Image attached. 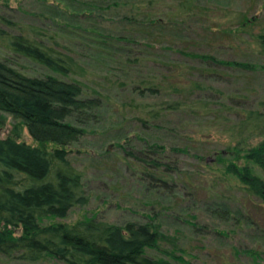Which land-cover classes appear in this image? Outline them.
<instances>
[{
    "label": "rangeland",
    "instance_id": "1",
    "mask_svg": "<svg viewBox=\"0 0 264 264\" xmlns=\"http://www.w3.org/2000/svg\"><path fill=\"white\" fill-rule=\"evenodd\" d=\"M88 1L8 0L6 5L7 1L0 0V15L23 29L31 25L44 28L48 36L69 47L87 67L83 80L89 91L97 89L106 97L97 118L89 122L86 133L70 146L68 154L70 164L82 175L88 202L58 220L71 224L94 215L123 224L143 222L146 215L157 213L162 229L179 238L188 254L185 258L192 263L264 264V205L238 188L235 178L225 176L216 159L217 151H225L236 140L229 131L242 109L264 112V71L189 56L196 53L218 61L264 64L256 39L264 33V0H130L131 15L163 21L148 29L150 40L140 38L144 43L127 46L129 56L140 58L135 64L118 56L114 40L108 39V46L100 45L95 42L97 36L85 30L110 37L132 34L137 40L143 35L137 24L121 22L129 7L121 5L106 12L95 9L96 20H84L81 9ZM51 6L63 7L68 13L76 11L73 13L79 19L63 18ZM246 17L249 22L242 24ZM54 21L65 24L58 26ZM0 27L8 30L5 23L0 22ZM9 31L17 32L14 28ZM0 58L27 75L48 73L1 44ZM174 71H180L183 78L171 77ZM185 78L200 85L191 96L185 85L180 93L168 86L173 81L185 83ZM148 82L161 84L163 89L158 95L139 96L134 87ZM180 100L182 106L177 110L163 108ZM150 111L159 114L151 117ZM13 124L8 117L0 137L7 136ZM19 131L21 140L34 144L25 127ZM151 143L164 146V150L157 148L154 156L147 150ZM174 147H185L187 152ZM138 151L169 165L168 170L164 167L157 172L162 180L151 181L142 175L144 166L128 154ZM0 264L52 263L0 255Z\"/></svg>",
    "mask_w": 264,
    "mask_h": 264
},
{
    "label": "trees",
    "instance_id": "2",
    "mask_svg": "<svg viewBox=\"0 0 264 264\" xmlns=\"http://www.w3.org/2000/svg\"><path fill=\"white\" fill-rule=\"evenodd\" d=\"M5 1L7 5L8 0ZM86 5L81 9L84 20H96L95 9L106 12L121 5L129 7L121 16V22L130 26L137 24L139 32L143 33L137 40L132 34L110 37L85 29L97 36L95 42L100 45L108 46V39L114 40L119 46L114 50L119 52L118 56H126L124 61L129 63H138L140 58L129 56L127 46L144 43L138 40L147 41L152 36L148 29L163 23L159 17L131 15L130 0H89ZM51 7L58 9L57 13L63 18H78L76 11H73L76 14L68 13L63 7ZM138 9L141 11V7ZM60 16L57 18L62 20ZM0 22L8 26V30L0 27V44L12 54L29 59L48 71L43 75H27L0 58V131L8 117L14 121L10 133L0 137V255L52 264H195L185 258L188 254L179 238L162 229L157 213L146 215L143 222L123 224L110 223L94 215L71 224L60 221L73 207L88 202L82 175L70 164L68 154L70 146L78 143L86 133L89 122L97 118L106 97L97 89L89 91L83 80L88 74L85 64L69 47L60 45L53 35L48 36L44 28L31 25L23 29L3 15H0ZM54 22L58 26L65 24ZM247 22L246 17L242 24ZM12 28L17 32L9 31ZM256 39L260 55L264 57V33L258 34ZM189 56L230 67H258L264 71V64L218 61L211 55L196 53H189ZM170 76L183 78L180 71ZM187 78L185 83L173 81L168 86L180 93L185 85L191 96L200 85ZM148 83L134 87L139 96L158 95L163 89L161 84ZM181 106L180 100L166 103L163 108L177 110ZM150 114L156 117L159 111H150ZM240 115L229 131L236 140L229 143L225 151H217L216 159L225 176L235 178L238 188L264 205V112L242 109ZM140 120L147 122L143 118ZM21 127L27 129L34 144L20 139ZM256 137L261 139L256 144L249 143ZM157 148L164 150V146L157 143L148 144L147 150L155 156ZM173 150L187 152L185 147ZM128 154L142 163V175L151 181L162 180L157 172L169 168L160 158L149 156L150 153ZM219 264L233 263L222 261Z\"/></svg>",
    "mask_w": 264,
    "mask_h": 264
}]
</instances>
